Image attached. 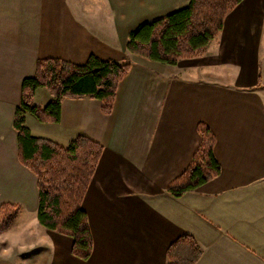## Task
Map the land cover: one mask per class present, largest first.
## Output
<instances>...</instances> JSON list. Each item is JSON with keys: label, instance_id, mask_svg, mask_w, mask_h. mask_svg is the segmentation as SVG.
I'll return each mask as SVG.
<instances>
[{"label": "crops", "instance_id": "crops-1", "mask_svg": "<svg viewBox=\"0 0 264 264\" xmlns=\"http://www.w3.org/2000/svg\"><path fill=\"white\" fill-rule=\"evenodd\" d=\"M189 3L0 0V206L30 215L0 232V264H167L186 234L202 250L196 264H264V0H243L202 56L169 65L126 48L140 25ZM91 55L131 64L110 114L84 97L63 101L59 123L26 116L36 137L68 146L85 135L104 147L83 200L93 253L81 260L71 237L38 222L37 177L19 160L13 122L39 59ZM51 99L41 88L33 103ZM200 123L216 136L221 173L175 198L167 187L199 147Z\"/></svg>", "mask_w": 264, "mask_h": 264}, {"label": "trees", "instance_id": "trees-1", "mask_svg": "<svg viewBox=\"0 0 264 264\" xmlns=\"http://www.w3.org/2000/svg\"><path fill=\"white\" fill-rule=\"evenodd\" d=\"M243 0H190L187 7L152 22L143 23L129 37L126 48L133 55L169 65L202 56L223 31L227 15ZM131 68L129 62L104 60L91 55L84 64L62 59H39L35 74L22 81L21 101L13 126L18 133L19 160L37 177L38 222L48 230L72 238V254L88 260L93 253V235L83 200L95 174L104 147L85 135L68 146L34 136L26 125L27 114L42 123H59L65 99L90 97L99 100L102 112L113 111L117 91ZM47 89L52 99L45 107L33 103L38 89ZM199 147L183 174L167 192L180 198L197 190L221 173L215 157L216 136L205 123L198 125ZM20 206H0V232L16 221ZM202 250L189 234L179 237L167 251V264H196Z\"/></svg>", "mask_w": 264, "mask_h": 264}, {"label": "rangeland", "instance_id": "rangeland-1", "mask_svg": "<svg viewBox=\"0 0 264 264\" xmlns=\"http://www.w3.org/2000/svg\"><path fill=\"white\" fill-rule=\"evenodd\" d=\"M18 217L20 218L19 223H22L24 221H27L28 218L30 217V215L27 213V211H24V214L21 216V214L18 215Z\"/></svg>", "mask_w": 264, "mask_h": 264}]
</instances>
